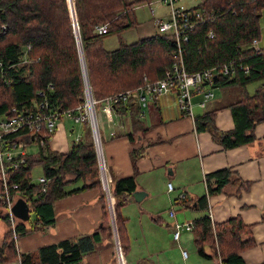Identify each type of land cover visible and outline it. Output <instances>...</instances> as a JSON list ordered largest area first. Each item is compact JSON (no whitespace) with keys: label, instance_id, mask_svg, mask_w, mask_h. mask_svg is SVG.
Listing matches in <instances>:
<instances>
[{"label":"trees","instance_id":"obj_1","mask_svg":"<svg viewBox=\"0 0 264 264\" xmlns=\"http://www.w3.org/2000/svg\"><path fill=\"white\" fill-rule=\"evenodd\" d=\"M149 1L72 0L87 80L94 99L135 90L143 84L144 78L159 79L175 60L176 42L157 31L131 43H120L112 50L103 46L107 37L137 26L133 8ZM263 7L262 0H201L192 9H201L214 16L197 23L187 41L179 47L189 72L221 67L224 63L234 67L232 74H218L213 81L214 88L236 90L237 99L226 106L231 111L233 127L229 130L216 127L215 115L219 108L194 117L196 131L209 133L211 140L223 150L253 141L255 127L264 122V47L255 51L250 46L252 40L260 39L259 18ZM72 22L69 0H0V117L6 116L13 107L33 110L43 100L48 103L47 110L52 112L83 103L84 80ZM101 24H106V32L98 34L94 29ZM209 31L213 32L212 37L208 36ZM254 83L257 85L249 91L248 85ZM41 92L43 96L39 95ZM132 106H135L134 101H129L115 106V110L123 116ZM148 130L144 121L135 122L134 132L143 136ZM129 137L132 139V134ZM23 138L33 143L28 133L23 132ZM48 138L46 135L44 145L36 147V151L26 155L21 163L8 168L11 194L24 199L34 216L33 220L16 219L17 237L52 225L55 201L90 189L100 192L101 219L105 226L90 235L65 238L20 254L7 213L0 212L6 224L0 237V264L15 260L20 264H80L85 254L91 253L101 242L105 232L112 237L107 197L101 186L92 140L81 135L79 141L71 142L67 152H61L51 149ZM144 151L140 146L129 153L134 172L136 161ZM36 166L48 179L44 191L33 181L32 170ZM105 178L122 254L128 244L120 212L137 190L136 180L131 174L109 182L107 169ZM13 183L18 185L16 189H10ZM204 183L206 193L196 200L199 209H203L207 196L223 193L239 198L251 186V182L243 181L228 169L206 174ZM72 184H76L75 187L68 188ZM0 193L3 194L1 180ZM188 202L187 197L182 201L174 200L175 205L193 208ZM154 222L160 225L161 216H154ZM191 222L193 227L189 232L195 246L194 254L213 260L215 264H245L242 253L256 245L252 225L245 224L239 216L213 223L204 214Z\"/></svg>","mask_w":264,"mask_h":264},{"label":"crops","instance_id":"obj_2","mask_svg":"<svg viewBox=\"0 0 264 264\" xmlns=\"http://www.w3.org/2000/svg\"><path fill=\"white\" fill-rule=\"evenodd\" d=\"M213 93V99L202 108L197 105L201 97H193V115L195 117L207 110L219 108L215 115V125L221 130H229L233 127V119L231 111L226 106L237 99L236 90L214 88ZM175 100L174 92L155 97L149 103L148 110L141 120L136 117L135 102L134 107L129 108L123 116L116 114L111 122L103 117L108 131H105L101 150L108 181L134 174L137 190L146 193L140 202H136L131 196L127 205L121 208L120 215L124 218L123 228L128 244L121 254V263L215 264L209 259L198 261L201 258L196 255H192L189 259V254L187 259L183 260L181 257L183 247L136 245L139 240H145V230H160L158 229L160 225L154 222V216L159 215L162 210L176 207L174 210L176 218L183 220L192 221L204 214L208 215L210 211V220L213 223L222 222L231 216H239L245 224L252 225L251 230L256 241L253 248L242 253V258L245 264H262L264 262V122L255 127L253 141L223 150L211 140L209 133L196 131L194 120L181 113ZM138 120L144 121L145 126L149 127L143 136L140 132H134V125ZM113 122H115L114 126ZM62 128L65 130L69 149L74 140L69 142L68 136L73 135L74 129L69 127L66 131L64 124ZM59 129L57 127L56 131ZM130 134L132 139L129 137ZM50 142L51 149L68 151L62 146L57 148L56 143L52 145L53 143ZM140 146H143L145 151L136 161L137 170L134 172L129 153ZM219 169L233 171L243 181L251 182L249 191L244 192L239 198L225 196L223 193L210 195L207 196L203 209L197 208L196 200L206 193L204 176ZM168 183L173 186L171 192H167ZM75 185L72 184L68 188ZM158 186L163 190L160 191ZM99 193L98 189H90L55 201V222L42 231H34L19 237L17 252L22 254L65 238L90 235L104 227ZM179 193L187 197L188 204L193 208L177 204L178 207L174 204ZM173 225L171 220V224L169 223V227L165 229V232L172 234V239ZM173 242L177 245L179 243L174 239ZM13 262L20 264L19 260ZM80 264H120L113 233L109 238L105 232L101 242L91 253L85 254Z\"/></svg>","mask_w":264,"mask_h":264},{"label":"built area","instance_id":"obj_3","mask_svg":"<svg viewBox=\"0 0 264 264\" xmlns=\"http://www.w3.org/2000/svg\"><path fill=\"white\" fill-rule=\"evenodd\" d=\"M179 1L180 0L156 1L158 5L166 7V13L155 19L156 31L172 37L178 48L175 60L164 69L163 75L159 79L149 81L144 78L143 84L135 90L115 92L99 100L94 99L92 95H90V90L84 82V101L75 108L52 112L47 110L48 103L46 100H43L35 105L33 110L27 111L13 107L6 116L0 117V180L3 186V194L0 193V209L2 208L7 213L16 247L18 242V237L15 232L17 218L14 217L11 212L16 197L11 194L9 190L7 179L8 168L10 165L15 166L18 162L21 163L26 155L31 154V146H43L46 135L50 137V135L53 134L58 127L57 123L60 118L67 116L74 122L81 123L83 129L84 126L89 128L97 162H100V165L102 164L105 169L101 150V137L99 139L100 133L96 118V109H98L103 117L108 119V122H111V119L117 114L115 106L134 101L136 103V117L141 120L148 110L149 103L155 97L174 92L176 93L175 102L181 113L194 120L192 109L194 105L193 97L200 96L201 98L198 100L197 105L201 108L205 107L206 103L214 97V78L218 74L228 76L234 71V67L231 63H224L221 67H210L195 72H189L185 69L179 48L180 44L187 41L189 32L194 29L197 23L211 19L214 14H208L201 9H187L183 5H180ZM262 3L264 4V0H262ZM149 4L152 5L153 2L150 1ZM151 13H154L153 8L151 9ZM94 31L98 34L105 33L106 24L95 26ZM208 36L212 37L213 32L209 31ZM250 46L255 51L260 49L257 39L252 40ZM39 95L43 96V93L41 92ZM23 132L31 136L33 143L26 142L23 138ZM40 133L43 134L40 135ZM80 138L81 134H76L74 142L79 141ZM47 180V177L41 174L36 178L35 182L38 183L41 186V190L44 191ZM17 187L18 185L14 183L10 185V189H16ZM172 190L173 186L171 183H168L167 192H171ZM184 198L185 196L183 193L177 195L178 201H182ZM168 215L174 217L175 211L170 208L168 210ZM208 216L211 218V211ZM192 227L193 224L191 221L182 223L175 221L173 225V239L179 242L182 232H189ZM116 253L120 264H122L121 252L116 249ZM181 257L183 260L187 259V250L181 248Z\"/></svg>","mask_w":264,"mask_h":264},{"label":"rangeland","instance_id":"obj_4","mask_svg":"<svg viewBox=\"0 0 264 264\" xmlns=\"http://www.w3.org/2000/svg\"><path fill=\"white\" fill-rule=\"evenodd\" d=\"M150 1L153 2L152 5H150ZM149 2H145L143 4L137 5L133 8V15L136 19L137 22V26L126 30L120 34H114L112 36L107 37L104 41H103V46L105 49L107 50H112L116 47H118V45L120 43H131L134 42L140 38L146 37L151 35L154 31H156V25H155V19L157 17H160L162 14L166 13V7L162 6V5H158L157 4V0H150ZM201 0H180L179 4L183 5L185 8H193L195 6H197V4L200 3ZM154 9V13H151V9ZM259 26H260V39L258 41V45L260 47H264V7L261 10V14H260V18H259ZM257 85V83L254 84H250L248 85V90L252 91L253 88ZM97 114H96V118H97V123H98V127H99V132H100V136L99 139L101 137V148L103 147V137L105 136V131L107 129L106 124H104L103 122V116L102 114L98 111V109H96ZM113 121V119H112ZM65 126L66 131L68 130L67 128L71 127L74 128V133L73 135H69L68 139L69 142L71 140H74V136L76 134H81L83 136V138L85 139H92L91 137V133L89 128H86L84 126L83 129V125L81 123H76L74 122L72 119L68 118L67 116H63L62 118H60L58 120L57 126H58V131H54L53 134L50 136L49 142L53 143L52 145H54L55 143L57 144V148H59L60 146L68 149V141L65 139V130L64 128H62V126ZM111 125V124H110ZM109 125V126H110ZM112 125H115V122L112 123ZM85 131V132H84ZM56 136V137H55ZM53 137V138H52ZM31 152H35L36 151V146H31L30 147ZM41 175V169L39 166H36L33 170H32V177H33V181H36V178L39 177ZM166 187V184H165ZM158 189L160 191L163 190V188L161 186H158ZM164 193V191H163ZM144 205V204H143ZM163 206V205H162ZM168 208V206H166ZM173 210H176V207L172 208ZM168 210V209H167ZM167 210H162L160 211L159 215L162 218V223L160 224L159 231H153L151 229H147L144 231V235H145V240L143 241L142 239L138 241V243L136 245H138L139 247H183L184 249L187 250L188 254H189V259L191 258L192 255L194 254L195 251V246L193 244L192 241V235L190 232H183L180 238V241L178 243V245L173 242L172 239V234H168V232H165L166 229V223H170L171 224V220L173 221V223L175 221L182 223V222H188L190 220L186 219H177L176 218V214L174 217H170L168 215ZM0 212H4V210L1 208ZM134 212H135V208H134ZM180 211H177V213H179ZM30 220L34 219V216L32 213H30ZM111 222V221H110ZM158 225V224H157ZM6 228V224L5 222L0 218V237L3 234V231ZM117 236V233H116ZM117 240H118V236H117ZM115 241V239H114ZM119 243V241H118ZM101 245H103V242L101 243ZM135 245V247H136ZM106 246V245H105ZM208 253H210V249L206 248L205 249ZM199 257V256H196ZM204 259L201 258L198 259V261H203ZM9 264H15V262L9 263Z\"/></svg>","mask_w":264,"mask_h":264},{"label":"water","instance_id":"obj_5","mask_svg":"<svg viewBox=\"0 0 264 264\" xmlns=\"http://www.w3.org/2000/svg\"><path fill=\"white\" fill-rule=\"evenodd\" d=\"M69 5L71 8V13H72L73 32H74L75 39H76V47H77L78 54H79V62H80V67H81V71H82V75H83V80L85 82V85L90 90V86H89V83L87 80L84 58H83V54H82L83 52L81 49L79 32H78V35H76V33H75L74 22H76V18H75L72 0H69ZM76 26H77V22H76ZM77 29H78V26H77ZM90 95H91V90H90ZM98 166H99L101 186H102V189L105 191V194L107 197V204H108V209H109V214H110L111 228H112L113 237L115 239V247H116L117 251L120 252L119 243H118L117 236H116L115 223H114L113 214H112V210H111V203H110L108 188H107V184H106L105 169H104V166L102 164L100 165V162H98ZM145 195H146V193L144 191H139V190H136L131 194V196L133 197V199L136 202H140L145 197ZM11 212L14 215V217H16L18 220H21V221H27L30 218L29 206H28L27 202L22 198H16L15 199V202L11 208Z\"/></svg>","mask_w":264,"mask_h":264},{"label":"bare ground","instance_id":"obj_6","mask_svg":"<svg viewBox=\"0 0 264 264\" xmlns=\"http://www.w3.org/2000/svg\"><path fill=\"white\" fill-rule=\"evenodd\" d=\"M74 24H75V33H76V35H78V29H77V26H76V22H74ZM78 37V36H77ZM92 95V94H91Z\"/></svg>","mask_w":264,"mask_h":264}]
</instances>
